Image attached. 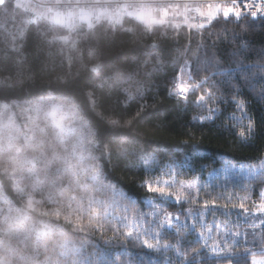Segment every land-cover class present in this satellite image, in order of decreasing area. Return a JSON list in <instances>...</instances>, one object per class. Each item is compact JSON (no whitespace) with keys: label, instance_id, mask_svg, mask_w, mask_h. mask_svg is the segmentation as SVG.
Listing matches in <instances>:
<instances>
[{"label":"trees","instance_id":"obj_1","mask_svg":"<svg viewBox=\"0 0 264 264\" xmlns=\"http://www.w3.org/2000/svg\"><path fill=\"white\" fill-rule=\"evenodd\" d=\"M195 28L148 26L131 14L70 28L0 0V256L6 264H83L102 249L115 252L118 264L129 257L133 264H247L245 249L264 243V229L244 223L245 236H206L204 225L186 215L190 204L143 184L264 163V14H216ZM180 83L201 85L180 99ZM204 89L214 102H197ZM53 104H71L76 112L62 139L44 114ZM254 181L253 201L264 178ZM28 199L39 203L28 209ZM77 202L81 211L70 212ZM154 208L179 223L158 228ZM17 214L28 219L11 226L4 219ZM90 216L98 228L76 227L78 218ZM138 217L157 225L149 228ZM43 224L52 230L41 234ZM115 224L123 231H134L125 224L146 228L150 239L159 232L150 242L172 247L145 255L134 238L105 245L101 234L111 237ZM221 248L231 255L225 258Z\"/></svg>","mask_w":264,"mask_h":264},{"label":"snow or ice","instance_id":"obj_2","mask_svg":"<svg viewBox=\"0 0 264 264\" xmlns=\"http://www.w3.org/2000/svg\"><path fill=\"white\" fill-rule=\"evenodd\" d=\"M259 6L255 8V10L251 11V16L253 18L257 17L258 13L261 12L262 8H264V0H258ZM244 9H249V4L245 3ZM241 8L239 7H232V6H218L217 11L215 14H222L225 17H228L230 15L239 17L241 15ZM200 84H187V83H180L177 84L175 87L177 91L180 94V99H187L188 93L192 89H196L199 87ZM208 98H211L212 102L215 101L216 97L212 94L211 91L208 89H204L201 94L196 95L197 102L204 101ZM237 107L243 110V101H237ZM37 111H40V106H37ZM48 118H50L51 123L55 129H57L56 135L58 139H62L63 135L65 133L71 132L73 129L69 123H67V114L63 111L62 105H52L45 113ZM199 119H207L209 117L200 116ZM115 123V122H114ZM249 128H251V122H249ZM241 135H243V131L241 132ZM43 155V153H41ZM65 164L67 167L75 172V165L71 164L70 162L65 159ZM93 179H95V175L93 176ZM36 183L38 185L43 186V181L40 180V178L36 177ZM146 191L150 193H157L163 196H167L175 200L176 202L181 201H187L188 203L195 204L196 203V197L193 195V189L194 185L192 184H184L183 182H178L175 177L171 179L165 178L162 182L161 181H152V180H145L143 183ZM17 191H21V189H17ZM56 194V190H52L50 192V197H53ZM38 201H34L32 199H28L26 201V206L28 209H34L36 207V204H38ZM215 201H204V207L208 208L211 205H214ZM256 211L255 213L257 215L264 216V192L260 193V198L257 200L252 201L251 205ZM246 205L244 203L239 204L240 210H245ZM81 208L79 206V203L77 202L76 207H73L70 209V212L77 213L80 212ZM45 215L48 213L45 212ZM54 215H56L58 218L62 215L61 211L57 209L54 212ZM189 215H192L194 218H196L197 223H201L200 216L202 213L200 212H190ZM152 216L159 218V224L157 225L156 220H149L145 221L144 217H138V219H142L143 223L148 225L149 228H152V225H157L158 228L163 229L165 225L168 227H171L173 224V220L175 219L177 223H179L178 217H173L170 212H167L165 210H161L160 208H154V211L152 212ZM63 218L66 221L71 222V215H64ZM6 221L9 222V225L11 226L12 223L15 222H23L24 220H27V216H21L19 214L15 216H9L4 218ZM75 225L78 228H98L99 227V220L96 216H90L86 222L80 220L79 218L75 221ZM132 227L134 231H123L121 228L115 224L113 227V235L111 237H104L103 234H101V238L103 239V242L105 245H110L113 243L116 239H120L122 243L127 242L130 238H134L135 241L145 250V255H148L151 251L157 252V253H164L166 252L170 247H172L170 244H163L160 245L157 243L154 245L150 242V240H156L159 236V232L153 233L154 238H149L147 235H145L146 228H144L141 232V229L138 228L136 225H124V228ZM195 225H193V229L195 230ZM201 227H203V224L201 223ZM257 227L264 229V220L260 221L259 226L255 225L254 229L256 230ZM51 226L48 224H43L38 229V231L43 234L45 231H51ZM201 236L204 235L203 232L200 233ZM239 235V233H237ZM246 235V233H245ZM259 241L264 242V231H261L259 234ZM213 251H215V246L213 247ZM221 251L224 253L225 258L229 257L231 253L228 251L227 248H221ZM245 253H247V264H264V243L254 242V244L251 247H248L245 249ZM195 255V253H194ZM93 258H95V264H118L116 259V253L111 252V250L108 249H102L98 253H93L91 257H88L84 260L83 264H92ZM7 256L3 255L0 256V264H6ZM119 264H133V260L131 257L128 258L127 261H124L123 258H121Z\"/></svg>","mask_w":264,"mask_h":264},{"label":"rangeland","instance_id":"obj_3","mask_svg":"<svg viewBox=\"0 0 264 264\" xmlns=\"http://www.w3.org/2000/svg\"><path fill=\"white\" fill-rule=\"evenodd\" d=\"M34 1L35 0H15V3L18 6L32 9L38 14H45L48 7H45V5L44 7L37 6ZM36 1L44 3L45 0ZM216 4L217 3L213 2L210 7L211 9L208 8L207 10H204V13L207 17L208 15L210 17L216 15H214V13H216L217 7L220 6L219 4ZM122 6L126 5L124 4ZM130 10L131 9L127 8V12L132 13L138 19H141L140 14H143L144 11H146L149 16L152 17L153 10L149 6H145L134 12ZM49 14L50 17L51 15L53 16L52 19L56 23L63 25L65 24L68 26L73 22V20L68 21L66 19H61L60 14H54L50 10ZM88 18L90 19V17ZM85 21L88 25H91L89 21ZM187 71V63H184L182 65L183 77L186 76ZM58 105H62L63 111L67 114L66 122L69 123L71 127H73L74 125L71 124V121L74 122L75 118L77 117L73 105ZM259 178H264V163H260L259 165H247L239 163L237 165L233 164L225 167L211 168L200 172L185 181H178L183 182L186 185H194L193 195L197 198L196 203L192 204L184 201L185 203L190 204V207H186L188 210L186 211V215L190 216L193 219L192 221H194L195 218L192 215H189V213H202L200 216V221L205 227L206 236L215 238V234H217L216 231H220V236L222 238L228 237L229 235L233 237L238 236V238L245 236L243 235L245 233L241 231L245 225H249L251 227L255 225L259 226L260 221L264 220V216L257 215L255 213L256 210L251 206L253 201V181L258 180ZM261 192H264V184L262 186ZM259 198L260 195L257 199ZM205 200L215 201V204L205 208ZM240 203H244L246 205L244 211L239 209ZM240 223H244L245 225H241ZM237 233H239V235H237Z\"/></svg>","mask_w":264,"mask_h":264},{"label":"built area","instance_id":"obj_4","mask_svg":"<svg viewBox=\"0 0 264 264\" xmlns=\"http://www.w3.org/2000/svg\"><path fill=\"white\" fill-rule=\"evenodd\" d=\"M215 2L221 7L232 6L241 8V15H251V11L259 6L258 0H45L43 5L54 14H65L69 10L83 11L95 5L99 13L111 12L122 5L138 6L149 4L153 10L163 14L164 22L167 24L184 25L186 27H203L210 19L202 13V10ZM245 3L249 9L245 10ZM264 14V8L257 17ZM178 95L180 96L179 92Z\"/></svg>","mask_w":264,"mask_h":264},{"label":"crops","instance_id":"obj_5","mask_svg":"<svg viewBox=\"0 0 264 264\" xmlns=\"http://www.w3.org/2000/svg\"><path fill=\"white\" fill-rule=\"evenodd\" d=\"M54 1H60V0H54ZM34 2H35V4L37 6H43L44 7V5H43L42 2H39V1H36V0ZM145 6L146 7L149 6L153 10V8L149 4H140L138 6H120V7H118L114 11L105 12V13H99L97 7L95 5H93V6L89 7L86 10H83V11H79V10L74 11V15H72V16H69L68 13L62 14L60 16V18L61 19H66L68 21L73 20V22L70 23V24L73 25V27H71V28H74V27H77V26H80V25L89 26L86 23L85 20L89 21L90 24L92 25L93 22H95L99 18H108V19H111V20H113L115 22H120L121 19H122V17H123V15H125V14H131V15H133L132 13H128L127 12V8L131 9L130 11H133L134 12L136 10H139V9L145 7ZM210 7L211 6L207 7L204 10H207ZM204 10H202V13L204 15H206L204 13ZM44 15H47V16L50 17L48 8H47V11L45 12ZM133 16L139 22H141V23H143L145 25H148V26L154 25V24H159V23H163L164 22L163 14L161 12H157L155 10L152 11V17H150L149 14L146 11H144L143 14H140L141 19H138L135 15H133ZM81 17H85V18L84 19H81ZM88 17H90V19ZM212 17L213 16H211L210 18H212ZM51 18H53L52 15H51ZM68 27H69V25H68Z\"/></svg>","mask_w":264,"mask_h":264},{"label":"clouds","instance_id":"obj_6","mask_svg":"<svg viewBox=\"0 0 264 264\" xmlns=\"http://www.w3.org/2000/svg\"><path fill=\"white\" fill-rule=\"evenodd\" d=\"M68 15L69 16H72V15H74V12L72 11V10H69L68 11ZM85 17H81V19H84ZM90 26V25H89ZM69 27L71 28V27H73V25L72 24H69Z\"/></svg>","mask_w":264,"mask_h":264},{"label":"bare ground","instance_id":"obj_7","mask_svg":"<svg viewBox=\"0 0 264 264\" xmlns=\"http://www.w3.org/2000/svg\"><path fill=\"white\" fill-rule=\"evenodd\" d=\"M217 5V4H216ZM211 9V8H210ZM209 11V10H208ZM208 17L210 18V16L208 15ZM196 29V28H195Z\"/></svg>","mask_w":264,"mask_h":264}]
</instances>
